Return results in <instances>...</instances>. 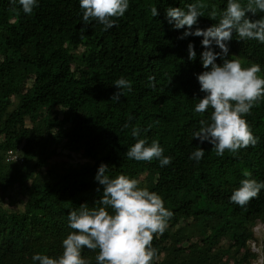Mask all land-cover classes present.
Returning <instances> with one entry per match:
<instances>
[{
	"label": "trees",
	"instance_id": "1",
	"mask_svg": "<svg viewBox=\"0 0 264 264\" xmlns=\"http://www.w3.org/2000/svg\"><path fill=\"white\" fill-rule=\"evenodd\" d=\"M191 3L204 13L201 29L218 23L227 6V0H129L125 15L105 31L96 20L84 23L79 0H38L31 15L18 0L19 14L10 0H0V264L62 255V241L73 231L69 212L83 203L101 206L103 185L95 180L101 163L110 178L138 179L174 213L154 237V264H261L253 228L264 225V189L245 207L230 196L245 169L264 181V100L245 117L259 138L254 147L221 157L208 141L193 138L212 112H195L205 95L197 79L206 70L203 37L181 39L185 29L166 19L167 8L186 11ZM238 40L233 34L228 58L244 67L259 64L264 77V44ZM121 77L132 90H122L117 102L111 97ZM132 127L141 130L139 137ZM137 139L158 141L172 162L161 167L158 159H128ZM198 146L205 150L199 162L190 159ZM17 194L22 198L14 206ZM98 253L82 250L89 264Z\"/></svg>",
	"mask_w": 264,
	"mask_h": 264
},
{
	"label": "clouds",
	"instance_id": "2",
	"mask_svg": "<svg viewBox=\"0 0 264 264\" xmlns=\"http://www.w3.org/2000/svg\"><path fill=\"white\" fill-rule=\"evenodd\" d=\"M12 11L19 14L15 7L17 0H10ZM22 11L31 15L38 0H18ZM83 10V21L87 24L96 20L105 31L116 24V19L122 18L130 7L129 0H79ZM200 5L191 3L187 10L179 7L166 9V19L174 24L175 29H185L181 39L188 36L203 37V51L200 59L205 71L197 74L200 91L205 95L195 105V112L203 114L212 109L210 120L201 119L199 130L193 133V138L201 143L208 141L213 145L217 156H223L225 151L237 153L240 149L254 147L258 137L252 132L245 119L251 114V109L264 100V77L261 66L252 63L249 67L242 66L239 59H230L228 42L233 34L238 41L256 40L264 44V0H227V6L220 15L218 23L207 29L198 26L199 18L204 16ZM153 17L159 15L157 7L151 8ZM213 19L216 13L212 12ZM220 49L215 51V47ZM188 59H196L195 47L188 45ZM222 60L218 64L217 59ZM152 79L151 77L149 78ZM118 89L111 100L119 102L124 89L131 91L132 82L121 77L114 83ZM131 119V118H130ZM125 128L129 124L124 125ZM140 129L132 127L133 137L140 136ZM164 149L159 142L151 144L146 139H137L126 152L130 160L152 161L158 159L160 166L169 165L171 156H164ZM205 150L197 147L190 159L199 162ZM109 166L101 163L95 180L103 185L102 197L96 201L100 207H89L87 203L72 210L68 214V226L71 231L62 241L63 252L57 258L34 254L32 260L38 264H89L82 256V250L99 249L95 257L96 264H154L158 259V250L153 247L154 237L162 235L169 226L174 213L165 207L163 198L155 191L140 186V181L120 174L115 178L106 175ZM244 179L240 186L233 190L230 201L245 207L264 189V181L252 178V173L245 169ZM97 191H100L98 188ZM111 209V211H109ZM254 250L258 253L259 248ZM264 264V256L261 257Z\"/></svg>",
	"mask_w": 264,
	"mask_h": 264
},
{
	"label": "rangeland",
	"instance_id": "3",
	"mask_svg": "<svg viewBox=\"0 0 264 264\" xmlns=\"http://www.w3.org/2000/svg\"><path fill=\"white\" fill-rule=\"evenodd\" d=\"M74 155L76 156L75 158L76 160L81 159L79 154H74ZM16 198H17V202L13 205L19 206L22 196L20 194H17ZM253 229L256 237L258 238L257 245L259 246L257 248L260 249V252L258 253V261L261 262V257L264 256V225H262V223L259 222L254 226Z\"/></svg>",
	"mask_w": 264,
	"mask_h": 264
}]
</instances>
